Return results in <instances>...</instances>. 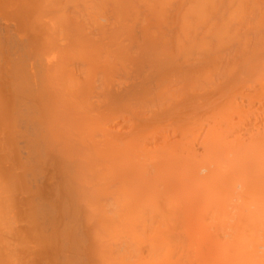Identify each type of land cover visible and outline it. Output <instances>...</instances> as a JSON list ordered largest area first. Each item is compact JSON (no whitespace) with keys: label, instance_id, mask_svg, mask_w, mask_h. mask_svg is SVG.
<instances>
[{"label":"bare ground","instance_id":"6f19581e","mask_svg":"<svg viewBox=\"0 0 264 264\" xmlns=\"http://www.w3.org/2000/svg\"><path fill=\"white\" fill-rule=\"evenodd\" d=\"M0 264H264V0H0Z\"/></svg>","mask_w":264,"mask_h":264}]
</instances>
